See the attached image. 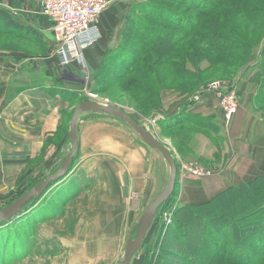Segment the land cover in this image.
<instances>
[{
  "label": "crops",
  "instance_id": "obj_1",
  "mask_svg": "<svg viewBox=\"0 0 264 264\" xmlns=\"http://www.w3.org/2000/svg\"><path fill=\"white\" fill-rule=\"evenodd\" d=\"M0 8L8 11L20 25L31 29L28 43L48 48L33 49V52L20 48L0 51V200H4L10 197L7 193L12 191L11 182L27 180L19 174L29 159L40 158L41 165L50 167V171L63 162L71 147L69 125H64L63 111L91 88L107 49L90 47L84 52L90 73L88 80L77 63L60 64L52 24L41 12L39 0H0ZM110 16L101 15V33L114 21ZM15 30L24 32L21 28ZM117 44L112 40V46ZM256 70L251 68L245 72L235 87L240 108L228 137L220 130L222 113L215 92L207 91L200 101L184 107L181 112L162 113L164 118L158 122L159 130L172 127L181 135H187L190 129H197L190 149L204 159L212 160L214 156L216 148L212 140L214 134L218 137V129L223 137L222 168L208 177H187L183 186H179V197L184 199V204L202 203L231 186L246 182L264 165V122L248 102L254 97L251 89ZM151 128L148 126L149 130ZM150 131L154 134L152 129ZM77 132L78 156L70 173L56 186L63 185L68 177L78 179L80 191L74 198L89 197L84 208L96 215L97 232L92 234L96 237L88 240L93 242L88 248L82 236L50 239L46 241L49 246L46 256L61 257L59 251L55 255L50 248L64 247L66 263L94 264L108 248L119 244L126 228L120 225V216L125 215L127 222L132 223L160 195L168 181L169 167L160 151L147 145L131 127L115 117L84 112L79 117ZM57 136L61 141H57ZM160 158L166 164L162 176L155 166ZM134 194L136 203L132 199ZM93 197L96 199L92 201ZM83 225L81 221L74 236H78ZM103 230L111 232L107 235Z\"/></svg>",
  "mask_w": 264,
  "mask_h": 264
},
{
  "label": "rangeland",
  "instance_id": "obj_2",
  "mask_svg": "<svg viewBox=\"0 0 264 264\" xmlns=\"http://www.w3.org/2000/svg\"><path fill=\"white\" fill-rule=\"evenodd\" d=\"M109 1L111 2V4L104 13L107 14V16L111 15L110 18L111 19L113 18L114 21H111V23L107 25L105 33L102 32L103 33L102 39L98 43L91 46L92 49H97V48L107 49L103 57L101 58V61L98 66L99 77L91 85V88L88 89L93 94L90 95L87 93L84 94L83 96L76 97V99L74 100L75 103L71 105L69 109L63 111V114L67 115V117L64 116V125L66 127L69 124L70 120H68L69 118L68 116L71 112H73L72 110H74L79 103L84 101H94L101 105L118 106L121 109L125 110L126 112L130 113L136 121L139 120L138 123L141 124L142 126L145 127L148 125L152 127L151 129L154 131V134L158 138V140L162 142L164 145H166L170 149L172 156L175 157L174 159L176 161L178 168L177 181H176L175 190L168 201L169 204L165 206L163 211L159 212V215L156 221L154 222V224L152 225L151 229L149 230L141 249L134 256L131 264H178V262H176L177 258H175L174 255H178V256L187 255L186 251L183 250V247L178 245L179 243V239L177 237L178 230L174 224V221L176 219L175 210L178 208L179 205L184 204L183 202L184 199L182 198L183 199L182 200L179 197L180 194L179 186L180 185L183 186L184 180L187 177H195L189 174H185L181 176L179 174V169H181L183 165L189 164V166L193 168H198L202 172L210 173L198 178H203L213 175L215 172L221 169L224 164L223 160H221L220 157V154L223 151L221 144L223 137L221 136L218 129L217 130L218 137H216L214 134V138L212 140L216 148V151L214 152L212 162L206 163L204 161L205 160L204 158L200 157L198 153L190 149L191 148L190 144H192V138L194 135L193 133H195V131L197 130L195 127L190 129L189 133L187 134L186 141L179 142L169 134L170 132L174 131L172 127L171 129L169 127L166 128L161 127L162 129L159 130L157 129L159 121H157L154 124L151 123L150 125L149 120L154 117V114L156 112L160 114L162 113L166 114L169 112L183 111L184 107L187 108L188 106L187 101L191 94L194 93L193 96L200 94L202 97L206 94V89H209V87L215 83L218 84L219 86H227V85L229 86V84L232 82V80H230L231 76L227 75V72L223 73L222 71H217L216 73H214L215 67H220L221 69H225L227 71L229 69L226 65L217 63V60H214L216 57L213 55H212V61L209 58H206L205 56L204 58H200V59H198L197 57H189V58L187 57L185 64L192 68H197L198 66H200L198 72L203 78L207 76L206 78L207 82L206 84L201 85L199 89L193 93H187V92L184 93L182 91H179L177 89V86L182 82L193 81L194 77L190 76L189 78H186L187 79L186 80L185 78H183V76L179 74V72L177 74L171 67L166 66L163 69L162 75H158L157 79L156 77H152V79L148 77V80L152 85L153 93H155L156 91V95L159 94V100H158L159 105L156 108H154L153 110L154 113L151 112V114H144L142 111L143 110L142 100H140V97L144 96L143 91L139 89L137 90L136 87H133L131 91L130 90L124 91L121 88V83L131 78L133 75L136 74L138 75L137 77H142L143 75H145V73H147L145 68L143 67L138 69L139 66L141 65L140 62H137L135 64H131L128 62L130 58L133 59L141 52L140 47H142L143 43L145 42V36H143L140 30L138 29L136 22L134 26H129V28L127 26V30H126L127 22H125V20H127L128 15H131L130 17L133 18L134 16L135 21L137 20L138 23L141 22L143 24L144 23L156 24L153 21V19L143 15L144 6L146 5L147 2L153 0H109ZM244 2L250 3L254 7L255 6L257 7V5L260 4L259 1H257L258 2L257 3L255 2V0H245ZM154 3H158V5H162L161 2L159 1H154ZM261 3L263 4L264 1ZM231 18L234 20H239L240 22L242 16H238V17L231 16ZM125 30H126V35H125ZM230 37L236 40L237 39L240 40L237 35L232 34ZM27 40L28 39L19 36L0 33V51L20 48V49H28V52H33L34 51L33 49H48L47 47L44 46H41L39 48L36 47L35 45L33 46L31 43H28ZM112 40H116L118 42L116 47L112 46ZM192 40L195 43L198 42V47L199 49H201L202 43L199 40H195L194 37H192ZM121 43H123V45H121ZM56 47L57 46L55 45V49H57ZM180 48H185V45L182 44ZM173 49H179V47ZM182 50H183L182 52L185 54L188 51V49H182ZM259 50L260 49H257L256 53ZM204 51L205 50H202V52ZM255 63H256L255 59L252 58L250 66L251 65L253 66ZM206 67L207 68L209 67L211 69L205 71L204 68ZM251 68H257V67L253 66ZM251 68H249V70ZM254 80L256 81L255 75L253 77V82ZM238 81L239 79H236L233 82L234 83L233 92L235 93L239 105L238 110L233 115V117L229 122L230 123L229 130L224 129L223 122H222V127L220 128V130H222V133L224 134L225 137H228L230 135V131H231L230 129L232 128L233 122L239 113L240 97L237 93V90L235 89ZM162 83L166 84L167 86L163 88L161 86ZM97 87H100L99 92L96 91ZM223 91H227V90L224 89ZM136 92L138 93V95L136 94ZM251 93L254 94V97L253 99H249L248 102H250L251 103L250 105L256 108V111L260 114L264 122V113L262 114L263 110H261L263 104L261 100L264 99V95L261 96L259 94L258 86L255 84L252 85ZM108 116L115 117L112 115H108ZM115 119H119V118L115 117ZM260 136L263 137L262 135ZM57 141H61L60 136H57ZM192 153H195L196 155H193ZM51 155L52 152L48 153V157H50ZM41 162L42 161H40V158H33L27 161L28 164L24 167L23 172L19 174L20 175L19 177L21 176L25 178L27 177L26 178L27 180L16 183L14 182L10 183L11 186L10 189L12 191L7 193V195H9L10 197L4 200H0V210L5 206H7L8 204H10L11 202H13L14 200H16L22 194L26 193L38 181H41L44 178H46L48 175L53 173L57 168L56 167L50 171V167L41 165ZM155 166L158 172L160 173V176L165 174L166 164L164 160L160 158L159 160H157ZM263 166L261 167V169L263 168ZM261 169L256 173V170H253V168H251V170H253V172L256 174H258L261 171ZM255 175L254 174L253 176L251 175V177H249L248 179L249 180L251 178L253 179ZM79 191H80V183L78 179L74 176L68 177L63 185H59L58 187L56 186V184L53 185L44 194L42 199H40V201H38L34 206L28 208L26 212L22 213L20 216L12 219V222L4 226V228L0 227V237L4 238V239H0V245L4 243H8L9 247H11L9 250L10 253L9 258L7 255L8 259L1 260L0 264H54V263L68 264L65 261H63L64 257L67 254L64 250L65 249L64 247H60L59 250L58 248L55 249L54 247L50 248L53 254L55 255L59 251L58 254L61 255V257L49 258L48 256H46L47 251L49 249V246L47 245L46 241L50 239H55L56 237H62L66 240L73 237L82 236L81 239L83 241H87L86 247L88 248L89 246H91L93 242H88V240L91 238V236L93 238L96 237L95 235H92L93 233L97 232L96 230L97 222H95L96 215H93L91 212L88 211V209L84 208L89 199L87 195L82 196L80 198H74L79 193ZM86 194H90V193L87 192ZM214 196L215 195H213L209 199L213 198ZM247 198L248 197L237 199L235 202H233L231 210L237 211L238 208L244 205L243 203L244 201H246L244 199ZM95 199L96 198L93 197L92 201ZM132 199L133 201L137 199L136 194L133 195ZM136 202L137 200L134 203ZM83 211L89 212L90 214L83 213ZM212 212L214 214H217L218 211L212 210ZM141 215L137 216L138 218L134 220L132 223L127 222L128 219H126L125 215L120 216L121 217L120 225L126 228L122 233V237L119 241V244L115 245L113 248L112 247L108 248V252H106V254L103 257H101V259L96 261V263L94 264H120L122 262L123 256L125 254L127 242L130 238V235L131 234L134 235V231H135L134 227L138 223ZM193 217L194 215L186 212L184 215L186 221L181 222V225L184 226L183 228L186 229L189 235H192L194 233L199 234L198 232H195L196 230L192 226L193 225L192 223L199 222L200 220H196ZM81 221H83L84 225L78 230V236H74L77 233L76 227L80 225ZM178 221L179 219H177V226L179 225ZM134 222L136 223L134 224ZM103 232H105V234L108 235L111 231L103 230ZM81 239L77 238V241L79 240L83 242ZM196 241H197L195 242L196 244H194L195 246L196 245L202 246L204 243V240H202L201 238L200 239L198 238V240ZM206 249H207V253L212 252L213 243H212V248H208L206 246ZM146 254H148L147 258H145ZM196 255L197 254L193 255L194 259H196V257H199ZM42 256H45V258H42ZM1 257L2 256H0V258Z\"/></svg>",
  "mask_w": 264,
  "mask_h": 264
},
{
  "label": "trees",
  "instance_id": "obj_3",
  "mask_svg": "<svg viewBox=\"0 0 264 264\" xmlns=\"http://www.w3.org/2000/svg\"><path fill=\"white\" fill-rule=\"evenodd\" d=\"M154 1H159L162 5H158ZM244 1L153 0L146 3L143 15L153 19L156 24L138 23L134 16L132 18L131 15H128L125 21L127 22L126 30L127 26L128 28L134 26L136 22L138 29L145 36V42L140 47L141 52L133 59L130 58L128 62L131 64L140 62L141 65L138 69L143 67L147 73L142 77L133 75L121 83V88L124 91H131L133 87H136L137 90L143 91L144 96H141L140 100H142L144 114H151L154 108L159 105V94L156 95V91L153 93L148 77L151 79L156 77L157 79L158 75H162L166 66L171 67L177 74L179 72L185 79L190 76L194 77L193 81L180 83L177 86L179 91L193 93L201 85L206 84L207 76L203 78L198 72L200 66L192 68L185 64L187 57L200 59L205 56L212 61V55L215 56L214 60H217L219 64L226 65L229 70L215 67L214 73L217 71L227 72V75L231 76L230 80H232L229 84L230 88L236 79H240L249 68L255 66L258 70L255 73L256 81L254 80L253 83L258 86L259 94L264 95V3H261L264 0H255V2H260L257 7ZM231 16H242V18L239 22V20L232 19ZM16 28H21L24 32L18 33ZM30 30L27 26L20 25L14 20L8 11L0 8L1 34L19 36L30 40L29 38L32 36ZM232 34L237 35L240 40L231 38ZM192 37L202 43L201 49L198 47V42L195 43ZM182 44L185 45V48H180ZM177 47L179 49H173ZM182 49H188L187 53H183ZM257 49L260 50L256 53ZM202 50L205 51L202 52ZM252 58L255 59L256 63L250 66ZM210 69L209 67L204 68L205 71ZM98 74L97 71L95 81L99 77ZM161 86L164 88L167 85L162 83ZM99 89L100 87H97L96 91L99 92ZM136 94L138 95L137 92ZM193 94L188 98V106L193 103L191 101ZM261 101L263 114L264 99ZM72 113L69 114L68 120H70ZM63 115L67 117L66 114ZM169 134L179 142L187 140V135H181L178 131ZM204 161L206 163L212 162L210 159ZM55 184H51L46 192ZM246 197H248L247 199L251 197V199H244L246 200L244 205L237 211L231 210L233 202ZM38 201L28 208L34 206ZM168 201L161 207L160 212L169 204ZM212 210L218 211L217 214H214ZM186 212L194 215V219L200 220L192 223L195 232L199 234L189 235L183 228L184 226L181 225L182 221H186L184 218ZM175 214L174 224L178 230V245L183 247L187 253L184 256L174 255L178 264H264V166L253 179L231 186L202 203L179 205ZM177 219L180 221H178V226ZM10 222L12 219L1 223L0 227L4 228ZM198 238L204 240L202 246L194 245ZM0 239L4 238L0 237ZM212 243L213 251L207 253L206 246L212 248ZM10 248L8 243L0 245V256H2L0 262L9 258ZM194 254L199 257L194 259Z\"/></svg>",
  "mask_w": 264,
  "mask_h": 264
},
{
  "label": "built area",
  "instance_id": "obj_4",
  "mask_svg": "<svg viewBox=\"0 0 264 264\" xmlns=\"http://www.w3.org/2000/svg\"><path fill=\"white\" fill-rule=\"evenodd\" d=\"M39 4L41 12L52 24L51 31L54 43L57 46L56 55L60 59V64L68 66L77 63L80 71L85 74L86 79H89V67L84 52L101 39L99 19L111 2L109 0H39ZM224 89L227 91H223ZM207 91L216 93L223 117L224 129L229 130V122L239 107L233 92V86L230 88L228 85L219 86L215 83L209 89H206ZM85 92L86 94H93L88 89ZM200 100V94L191 98L192 102ZM163 118V114L157 112L149 120V124H154ZM145 127L148 128V125ZM179 174L181 176L189 174L202 177L210 173L202 172L198 168L185 164L179 169Z\"/></svg>",
  "mask_w": 264,
  "mask_h": 264
},
{
  "label": "water",
  "instance_id": "obj_5",
  "mask_svg": "<svg viewBox=\"0 0 264 264\" xmlns=\"http://www.w3.org/2000/svg\"><path fill=\"white\" fill-rule=\"evenodd\" d=\"M92 111L115 116L130 126L141 139L153 149L160 151L169 166V176L165 188L160 195L146 208L138 223L134 227V235L131 234L121 264H131L136 253L141 249L144 240L156 221L161 207L167 202L175 190L178 168L170 149L158 140V138L147 128L136 121L132 115L115 105H101L94 101L79 103L70 118L69 139L70 150L56 171L39 181L30 190L24 193L0 210V224L8 222L20 216L34 202L38 201L53 183H59L70 173V168L79 151L78 121L82 113Z\"/></svg>",
  "mask_w": 264,
  "mask_h": 264
}]
</instances>
